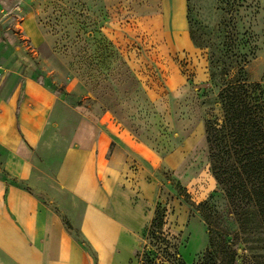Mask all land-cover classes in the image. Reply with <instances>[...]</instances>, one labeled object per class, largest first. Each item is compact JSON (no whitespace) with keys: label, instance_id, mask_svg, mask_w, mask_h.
Returning <instances> with one entry per match:
<instances>
[{"label":"rangeland","instance_id":"1","mask_svg":"<svg viewBox=\"0 0 264 264\" xmlns=\"http://www.w3.org/2000/svg\"><path fill=\"white\" fill-rule=\"evenodd\" d=\"M22 77L101 122L153 178L162 226L144 228L135 264H264L258 216L246 210L240 227L204 130L223 123L228 82L245 84L264 116V0H0V85Z\"/></svg>","mask_w":264,"mask_h":264},{"label":"crops","instance_id":"2","mask_svg":"<svg viewBox=\"0 0 264 264\" xmlns=\"http://www.w3.org/2000/svg\"><path fill=\"white\" fill-rule=\"evenodd\" d=\"M24 29L38 45L30 17ZM10 84L0 85V264H135L154 217L149 172L47 86Z\"/></svg>","mask_w":264,"mask_h":264},{"label":"trees","instance_id":"3","mask_svg":"<svg viewBox=\"0 0 264 264\" xmlns=\"http://www.w3.org/2000/svg\"><path fill=\"white\" fill-rule=\"evenodd\" d=\"M190 36L194 43L199 42L192 29ZM245 89L243 83L228 82L224 85L219 93L223 123L218 128L214 124H205V138L212 175L222 187L240 227L248 228L245 212L252 210L258 216L264 233V116L257 98L250 93L247 95ZM201 206L197 207L210 229L205 255L217 260L220 251L216 244L220 239L212 234L211 221L200 209ZM157 213H154L148 227V234L152 237L154 232L151 228L162 226V218ZM65 225L71 229L66 222Z\"/></svg>","mask_w":264,"mask_h":264}]
</instances>
